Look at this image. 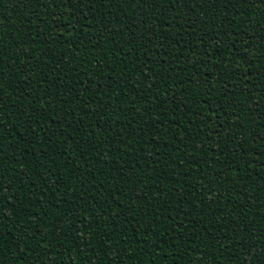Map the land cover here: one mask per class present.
Here are the masks:
<instances>
[{
    "label": "trees",
    "instance_id": "obj_1",
    "mask_svg": "<svg viewBox=\"0 0 264 264\" xmlns=\"http://www.w3.org/2000/svg\"><path fill=\"white\" fill-rule=\"evenodd\" d=\"M0 57V264H252L264 3L0 0Z\"/></svg>",
    "mask_w": 264,
    "mask_h": 264
},
{
    "label": "snow or ice",
    "instance_id": "obj_2",
    "mask_svg": "<svg viewBox=\"0 0 264 264\" xmlns=\"http://www.w3.org/2000/svg\"><path fill=\"white\" fill-rule=\"evenodd\" d=\"M41 2H42V0H35V3H41ZM54 2H55V6H56V7H57V6L59 7V5H60V3H61V0H54ZM76 2L94 4L95 0H76ZM148 2H149V0H119V3H120L121 5H122L123 3H139V4L142 5V4H145V3H148ZM173 2L176 3L177 7L179 8V6H180L181 3L185 4V3L188 2V0H173ZM231 2H232V0H231ZM244 2H247V0H244ZM252 2H256V0H252ZM259 2H260V3H264V0H259ZM68 3L71 5V4L73 3V0H68ZM196 3H199V4L203 5V4H207V3H208V0H196ZM33 6H35V4H33ZM44 6H45V7L47 6V3H46V2L44 3ZM144 23H147V21L145 20ZM88 27H92V25L89 24ZM209 34H210V33H209ZM129 54H131V53H129ZM196 54H197V53H196ZM203 55H204L203 52H199V56H203ZM190 57H191V56H190ZM0 58L3 59V57H0ZM262 59H264V57H262ZM191 61H192V59L189 60L190 63H191ZM209 62H210V61H209ZM22 65H23V64H22ZM5 84H6V83H5V81H4L3 74L0 73V93H3V88H4V85H5ZM169 91H171V90H169ZM0 97H2V96H0ZM173 98H175L174 95H173ZM2 100H3V99H0V102H2ZM173 102H174V106H176V107L179 106V104H178L177 102H175V99H173ZM258 108H259V105H258L257 109H258ZM261 139H264V137H261ZM238 146H239V147H243L242 144H241V145H238ZM3 174H4V173L0 172V176H3ZM0 182H2V184H4V181H3V180L0 181ZM9 184H11V183H9ZM2 197H3V196L0 195V200H3ZM193 199H195V198H193ZM211 203H216V200L213 199ZM0 213H2V211H0ZM85 218H86V217H85ZM87 227H88V225H87V226L85 225V228H87ZM240 231L246 232L245 229H241ZM238 234H239V233H237L236 235H238ZM193 236H194V235H193ZM31 237L35 238L34 235L31 236ZM173 239H174V241H176V240H178V237H173ZM262 239H264V237H262ZM229 242H230V241H229ZM176 245L178 246L177 248H179V245H178V244H176ZM249 248H252V247H249ZM252 251H253V248H252ZM19 255H20V254H19ZM257 257H260V258H262V260H264V247L260 248L258 251H253V255H252V264H256V258H257ZM137 264H140V262L137 261Z\"/></svg>",
    "mask_w": 264,
    "mask_h": 264
}]
</instances>
